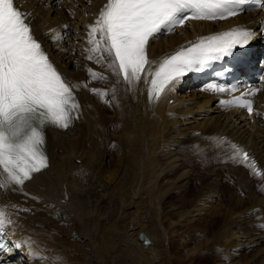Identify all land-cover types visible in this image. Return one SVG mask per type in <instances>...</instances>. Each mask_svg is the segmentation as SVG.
Masks as SVG:
<instances>
[{
  "label": "bare ground",
  "instance_id": "1",
  "mask_svg": "<svg viewBox=\"0 0 264 264\" xmlns=\"http://www.w3.org/2000/svg\"><path fill=\"white\" fill-rule=\"evenodd\" d=\"M17 2L32 12L36 36L57 71L73 87L79 110L78 118L67 129L45 127L43 151L49 165L43 171L22 187L0 188V208L11 221L0 225V264H113L111 251L121 254L123 263L119 264H165L162 250L140 246L145 244L140 235L145 233L149 238L146 246L153 244V239L157 246L163 243L157 202L187 191L195 175L189 161L211 149L221 159L214 162L213 171L222 174L225 170L235 177L252 202L246 211L250 210L253 217L237 220L236 229L230 231L232 252L251 251L244 262L264 264V186L259 193L257 178L235 161L230 146L231 142L243 145L264 167V64L255 65L261 92L255 97L256 111L251 116L222 104L225 93L213 94L191 81L185 84L183 78L168 86L158 100L150 99L152 77L147 75L189 41L239 25L258 33L255 45L259 52L264 48V10L224 22H189L170 34L152 38L147 49L151 63L140 81L129 86L122 74L108 67L111 57L107 53L99 61V54L87 59L92 54L88 51L89 25L107 0ZM92 73L104 80L101 94L105 100L93 99L94 92L86 81ZM105 111L110 115L108 120ZM114 140L122 154L113 163V173L101 178V154ZM218 176L216 173L209 188L196 196L210 201L220 196ZM143 202L146 209L139 212ZM169 211L180 213L175 204Z\"/></svg>",
  "mask_w": 264,
  "mask_h": 264
},
{
  "label": "snow or ice",
  "instance_id": "2",
  "mask_svg": "<svg viewBox=\"0 0 264 264\" xmlns=\"http://www.w3.org/2000/svg\"><path fill=\"white\" fill-rule=\"evenodd\" d=\"M256 0H107L95 22L89 25L90 54L98 61L107 53L114 73L122 74L129 86L145 73L147 45L162 30H174L188 19H226L238 14ZM27 13L14 0H0V169L4 179L0 188L23 186L34 173L48 166L44 129H67L77 117L79 104L74 89L57 71L41 44L34 38ZM255 33L244 27L189 41L174 54L159 62L151 76L150 99L158 100L169 85L186 73L200 70L212 61L244 47ZM92 75H96L92 73ZM216 93L230 91L218 84L208 85ZM235 89H231L234 91ZM96 91V90H93ZM107 95V93H104ZM254 94V92L252 93ZM253 112L252 102L234 97L225 102ZM235 147V157L243 162L249 156ZM0 208V225L10 223Z\"/></svg>",
  "mask_w": 264,
  "mask_h": 264
},
{
  "label": "rangeland",
  "instance_id": "3",
  "mask_svg": "<svg viewBox=\"0 0 264 264\" xmlns=\"http://www.w3.org/2000/svg\"><path fill=\"white\" fill-rule=\"evenodd\" d=\"M67 50H70L69 44H67ZM89 70H93V67L90 66ZM86 81L90 84L91 91L96 89V91H93V99L96 101L105 100L103 94H101L103 93L102 88L104 80L98 75H91ZM172 101H174V99H172ZM105 112L104 114L106 116L104 115V117H108V120L110 115ZM120 147L118 142L114 140L110 142V145L108 144V149L105 150L104 154H101L104 158L103 167L98 172V175L102 174L100 175L101 178H106V176H110L113 173V163L118 158L117 156L122 154ZM219 158L220 155L215 149L207 150L202 156L198 155V157H193L192 160L189 161V164L191 165V163H193L192 167L195 175L192 177L191 183L189 184L190 187H188L187 191L184 190L173 193L161 199V202H157V209L161 207L158 211L162 219H160L162 221L160 226L163 228L161 231L165 234L163 237L164 241L160 246L155 245L156 240L154 239L153 244L149 246H146L140 241L142 242L140 246L144 250H150L149 247L154 251L157 249L162 250L163 262H165V264H240V262H242V264H247L244 260L251 257V251L242 254L233 253V245L228 241V236L230 231L236 229L240 219L250 220L253 217L250 210L246 211L251 207L252 202L246 190L245 192L247 194L241 192V188L235 177L228 175L227 172L225 173V170L222 171V174H218L217 170L213 171V164L216 160H221ZM108 165L111 167L109 168ZM216 173L219 175L218 178L221 182L219 184L220 196L211 201L206 199L205 196L200 198V195L196 196L202 190L209 188L210 181L216 177ZM173 176L174 175L171 177ZM260 183L261 182H258V184L255 183V187L259 193L262 192L260 189L262 185L259 186ZM205 185L207 187H205ZM237 188L239 189V193L237 192ZM236 195L241 198V200L239 199L240 201L236 200ZM232 197H234V200ZM173 204L178 206V211L181 214H174L169 211L170 206ZM146 206L147 203L143 202L141 207H139V212L144 211L143 209H146ZM245 214H248L249 217L244 216ZM237 220L239 221L237 222ZM224 225L225 228H223ZM137 239L140 240L139 238ZM215 243L217 244L215 245ZM218 246L220 247V251H218ZM221 250H223V255L219 254ZM120 255L121 254H118V252L111 251L109 260L111 257H114L115 262L110 261V263H123ZM248 264H252V262L249 261ZM253 264L260 263L253 262Z\"/></svg>",
  "mask_w": 264,
  "mask_h": 264
},
{
  "label": "water",
  "instance_id": "4",
  "mask_svg": "<svg viewBox=\"0 0 264 264\" xmlns=\"http://www.w3.org/2000/svg\"><path fill=\"white\" fill-rule=\"evenodd\" d=\"M140 237L141 239L145 240V244L149 243V238L145 235V233H141Z\"/></svg>",
  "mask_w": 264,
  "mask_h": 264
}]
</instances>
